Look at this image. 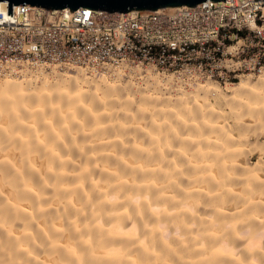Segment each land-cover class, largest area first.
I'll use <instances>...</instances> for the list:
<instances>
[{
  "label": "clouds",
  "instance_id": "clouds-1",
  "mask_svg": "<svg viewBox=\"0 0 264 264\" xmlns=\"http://www.w3.org/2000/svg\"><path fill=\"white\" fill-rule=\"evenodd\" d=\"M45 51L0 57V264H260L264 65Z\"/></svg>",
  "mask_w": 264,
  "mask_h": 264
},
{
  "label": "built area",
  "instance_id": "built-area-1",
  "mask_svg": "<svg viewBox=\"0 0 264 264\" xmlns=\"http://www.w3.org/2000/svg\"><path fill=\"white\" fill-rule=\"evenodd\" d=\"M47 11L17 6L0 12V57L18 52L29 43L45 48L54 63L88 65L103 70L105 63L142 59L161 65L179 61H215L227 58L239 46L244 63L254 72L264 65V0L205 1L194 8L108 13L93 10ZM135 25V27L133 26ZM135 36L136 40L131 39ZM71 40L73 47L65 48ZM175 46V52H173ZM39 58V57H38ZM264 72V67L261 68Z\"/></svg>",
  "mask_w": 264,
  "mask_h": 264
},
{
  "label": "water",
  "instance_id": "water-1",
  "mask_svg": "<svg viewBox=\"0 0 264 264\" xmlns=\"http://www.w3.org/2000/svg\"><path fill=\"white\" fill-rule=\"evenodd\" d=\"M205 1L226 0H0V7L9 8V11L17 6H32L47 11L70 9L73 12L83 8L108 13H129L134 10L154 12L179 7L194 8Z\"/></svg>",
  "mask_w": 264,
  "mask_h": 264
},
{
  "label": "bare ground",
  "instance_id": "bare-ground-1",
  "mask_svg": "<svg viewBox=\"0 0 264 264\" xmlns=\"http://www.w3.org/2000/svg\"><path fill=\"white\" fill-rule=\"evenodd\" d=\"M167 10H172V9H167ZM261 155L264 156V152H262ZM253 167L264 169V161H261L260 158H259L258 160L255 161V164L253 165ZM16 227L18 229L20 227V225L17 224ZM3 235H4V232L2 230H0V237H2ZM237 246L239 247V244ZM261 246L264 247V243H262ZM156 248H157V250H160L161 248H163V245H161L160 243H157L156 244ZM37 253L40 254V255H43V251L40 250V249H37ZM242 255L244 256L245 260H247L249 258L248 254L246 252L242 253ZM256 255H257V258L260 260V264H264V256H261L260 253H256ZM169 258L172 260L173 264H180V262L177 260V258L175 256H171L170 255ZM149 259H153V258L149 257ZM73 264H75L74 261H73Z\"/></svg>",
  "mask_w": 264,
  "mask_h": 264
},
{
  "label": "rangeland",
  "instance_id": "rangeland-1",
  "mask_svg": "<svg viewBox=\"0 0 264 264\" xmlns=\"http://www.w3.org/2000/svg\"><path fill=\"white\" fill-rule=\"evenodd\" d=\"M262 73H264V72H262ZM261 154H262V152L259 155L260 157L258 156V158L256 160H258L260 158L261 161H264V156H262Z\"/></svg>",
  "mask_w": 264,
  "mask_h": 264
}]
</instances>
